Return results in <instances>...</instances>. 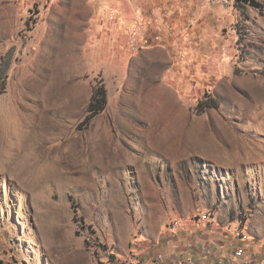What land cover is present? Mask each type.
Wrapping results in <instances>:
<instances>
[{"label": "rangeland", "instance_id": "1", "mask_svg": "<svg viewBox=\"0 0 264 264\" xmlns=\"http://www.w3.org/2000/svg\"><path fill=\"white\" fill-rule=\"evenodd\" d=\"M138 1L123 75L110 42L75 39L86 0H0V264L264 258V0Z\"/></svg>", "mask_w": 264, "mask_h": 264}, {"label": "crops", "instance_id": "2", "mask_svg": "<svg viewBox=\"0 0 264 264\" xmlns=\"http://www.w3.org/2000/svg\"><path fill=\"white\" fill-rule=\"evenodd\" d=\"M84 4L87 10L80 13L84 18L73 24L75 39L110 42L108 46L111 52L114 51V54L121 58L116 71L125 75L127 71L126 58L129 55L127 52L129 32L143 18L141 4L138 0H86ZM140 51L143 56L152 58L155 53L160 54L161 49L143 47ZM191 256L179 257L178 259ZM166 260L167 257L162 263H157L153 259V263L169 264L166 263ZM176 260L172 264H175ZM201 260L196 258V264H208L207 261L202 262Z\"/></svg>", "mask_w": 264, "mask_h": 264}, {"label": "built area", "instance_id": "3", "mask_svg": "<svg viewBox=\"0 0 264 264\" xmlns=\"http://www.w3.org/2000/svg\"><path fill=\"white\" fill-rule=\"evenodd\" d=\"M138 36V33L130 35L129 43L134 49L138 46ZM199 221L208 223L209 217L204 215L199 219ZM187 226V221L179 218L170 222L169 229L172 233H175L178 230H184ZM224 231L232 233V235H234L239 241L244 242L249 240V235L240 228L230 229V227L225 226ZM201 254L204 260H213L216 264H264V258L262 256L248 254L240 247L228 249L224 253L219 254L209 247V245H206L201 248ZM138 257L139 256L136 255L116 256L114 254H110L104 264H142L141 259ZM154 259L157 263H162L165 259V254L162 251H158L155 253ZM175 264H196V261L192 257L180 258L175 261Z\"/></svg>", "mask_w": 264, "mask_h": 264}, {"label": "trees", "instance_id": "4", "mask_svg": "<svg viewBox=\"0 0 264 264\" xmlns=\"http://www.w3.org/2000/svg\"><path fill=\"white\" fill-rule=\"evenodd\" d=\"M244 3L249 4L252 7L259 8L260 3L257 0H242ZM209 97V96H207ZM108 105V93L106 86L104 84H101V86H95L93 88L92 96H91V101L88 106V115L84 120V124L88 125V123L96 116L101 113H103ZM200 105H205L204 109L207 108H216L217 106L215 103L212 101V99H209L208 102H201Z\"/></svg>", "mask_w": 264, "mask_h": 264}]
</instances>
